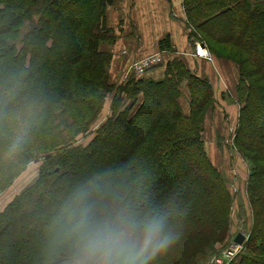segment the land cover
<instances>
[{"label":"trees","instance_id":"1","mask_svg":"<svg viewBox=\"0 0 264 264\" xmlns=\"http://www.w3.org/2000/svg\"><path fill=\"white\" fill-rule=\"evenodd\" d=\"M119 1L0 0V197L42 162L36 180L0 209V264H63L64 253L49 245L51 217L69 190L95 176L140 208L166 211L173 235L194 238L186 257L176 251L187 240L174 239L166 264H207L215 244L230 240L235 196L206 139L213 84L181 56L114 81V54L102 45L117 42L108 9ZM184 4L192 44L238 71L235 143L248 165L243 200L254 215L235 264H264V0ZM160 44L174 51L168 39ZM164 65L163 78L146 76ZM29 110L31 128L16 148L17 117Z\"/></svg>","mask_w":264,"mask_h":264},{"label":"clouds","instance_id":"2","mask_svg":"<svg viewBox=\"0 0 264 264\" xmlns=\"http://www.w3.org/2000/svg\"><path fill=\"white\" fill-rule=\"evenodd\" d=\"M34 116L29 110L17 117L14 147L22 146ZM173 242L166 211L140 208L103 176L69 190L49 224L50 248L64 253L63 264H154Z\"/></svg>","mask_w":264,"mask_h":264},{"label":"crops","instance_id":"3","mask_svg":"<svg viewBox=\"0 0 264 264\" xmlns=\"http://www.w3.org/2000/svg\"><path fill=\"white\" fill-rule=\"evenodd\" d=\"M108 25L115 29L117 42L111 45L103 44L102 49L114 54L111 71L114 76L118 77H114V81L117 79L122 82L128 80L131 75V64H127V61L130 59L133 61L156 52L165 51L166 61L175 56L183 57L194 73L202 78H208L212 82L216 97H222L227 93L233 99L235 98L234 102H230L229 107L237 106L234 90L238 81V71L228 60L216 57H212L210 60L197 54L198 42L194 46L190 39V27L184 0H121L109 7ZM164 39L170 41L174 51L162 49L160 42ZM165 72L166 66L164 65L149 71L146 76L158 80L165 76ZM184 93L182 104L185 109H189L190 95L186 91ZM229 107L226 108L227 111ZM221 111L215 108L211 113L206 139L211 148L212 157L219 164L227 163L225 174L229 181H234L231 178L234 165L226 152V140L224 142L231 120L228 115L225 117L224 111ZM109 113L110 109L104 113L103 119H106ZM218 137L220 138L218 139ZM243 162H239L234 169L235 177L239 178L237 179L238 192L241 195L244 186L241 187L240 184L242 181L243 183L246 182L243 177L247 176L244 168L245 162L244 164ZM34 176L32 175L29 179L26 177L24 187L34 182L37 175ZM24 187L21 188L18 184L14 189H9L2 195L0 197V209H3Z\"/></svg>","mask_w":264,"mask_h":264},{"label":"rangeland","instance_id":"4","mask_svg":"<svg viewBox=\"0 0 264 264\" xmlns=\"http://www.w3.org/2000/svg\"><path fill=\"white\" fill-rule=\"evenodd\" d=\"M204 58H207V57H204ZM234 99L230 95H227V94H225V96H222V97H220V96L216 97V94H215L214 109L217 108L219 110L224 111L225 112L224 115H228L229 116L228 118L231 120V121H229L230 123L228 124V131L226 133V137L224 138V142L226 140V145H227L226 146V148H227L226 152L229 155V158L231 159V162L234 165V169H235L237 167V164H239V162L242 163L244 161V159L241 156V154L237 148V144L235 143L237 127H239V124H240V114H239L240 113V106H239V104H237V106H235V107H232V108L229 107L230 102H234ZM227 107H229L228 111L226 109ZM107 108L109 109V107H107ZM103 117H104V115H102V117L97 121L96 125L93 127L94 129L99 127V125H101L106 120L105 118L103 119ZM84 136L85 137L80 136L79 142L87 143L89 140H91V138L93 137V134L89 133V134H87V136L86 135H84ZM226 164H220V168L224 172L226 171L225 170ZM243 164H244V162H243ZM245 164H246V162H245ZM245 164H244V168L247 172V176L246 177L242 176V177L244 180L247 181L248 175H249L248 174L249 169L247 167L248 165H245ZM41 167H42V162H36L34 164H31L28 167V169H26L20 176H18L15 179L13 185H11V187L9 189H11V190L14 189V187L18 186V184H20L21 188L24 187L25 186L24 180L26 179V177H28V179L32 175H35V176L37 175V177H38V172H39V170L41 171ZM234 169L232 170L233 175L231 177L232 179H234V181L228 180L230 189L232 190L231 192L235 196L233 210H232L233 213H232V221H231L232 225L230 227V237H231V235H233V233L235 234L237 232H243L244 234L248 235L249 232L251 231V228H252L253 215H254L253 211L251 210V207H249V206L247 207L246 202L244 204V200L246 201L247 197H248L247 186L245 189V184H247V183L245 181L243 183V181H242V183L240 184L241 187L244 186L243 190H242V195H241V193L238 192L239 186L237 183V179H239V178L235 177ZM239 173H240V171H239ZM239 173H238V175H239ZM227 178H228V176H227ZM34 180H36V179H34ZM4 194H5V192L2 195H4ZM173 236H174V239L183 240L185 238L187 240V241H183V242L179 243L180 246L177 247L178 249L176 251V255H183L184 257H186L187 255L194 253L192 250V246L190 245V244H192L191 239H194V238H192L190 236H186V235H181V236L173 235ZM188 240H190V241H188ZM228 240L229 239H227L226 241H224L222 243H220V242L216 243L215 247L212 250V252L210 253V255L207 256L208 257L207 259L211 258L215 253L218 252V250L222 249ZM168 251L169 250L166 251L167 253L164 252L160 256H158L156 258V260L154 261V264H166L165 260L170 259L169 254H174V252H172V251L168 252ZM179 253H183V254H179ZM241 256H242V254H241ZM205 261L206 260H203V264L205 263ZM235 263H236V261L234 262V264ZM184 264H187V263H184Z\"/></svg>","mask_w":264,"mask_h":264},{"label":"built area","instance_id":"5","mask_svg":"<svg viewBox=\"0 0 264 264\" xmlns=\"http://www.w3.org/2000/svg\"><path fill=\"white\" fill-rule=\"evenodd\" d=\"M198 54L207 58H211L210 52L206 48H202L198 44ZM165 60V54L162 52L144 56L131 63V72L136 76H143L145 72L152 66L159 64ZM244 246L234 241L229 242L219 252L214 254L207 264H232L240 255Z\"/></svg>","mask_w":264,"mask_h":264},{"label":"water","instance_id":"6","mask_svg":"<svg viewBox=\"0 0 264 264\" xmlns=\"http://www.w3.org/2000/svg\"><path fill=\"white\" fill-rule=\"evenodd\" d=\"M202 47L205 48V44H202ZM246 240V236L242 233V232H238L235 236H234V241L237 243H244V241Z\"/></svg>","mask_w":264,"mask_h":264}]
</instances>
